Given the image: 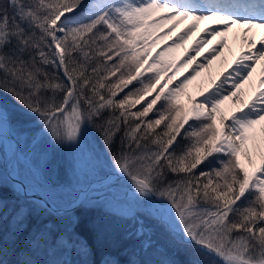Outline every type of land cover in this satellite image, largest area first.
Instances as JSON below:
<instances>
[{
	"label": "snow or ice",
	"instance_id": "obj_1",
	"mask_svg": "<svg viewBox=\"0 0 264 264\" xmlns=\"http://www.w3.org/2000/svg\"><path fill=\"white\" fill-rule=\"evenodd\" d=\"M189 40L179 63L166 59ZM217 59L221 70L191 95ZM262 62L264 0H0V134L38 189L24 202L10 192L16 254L93 264L57 259L92 254L77 231L89 198L40 195L76 186L103 192L129 224L124 264H264V71L252 79ZM227 100L238 107L222 110ZM42 145L67 152L63 178ZM4 200L0 187V264H37L5 261Z\"/></svg>",
	"mask_w": 264,
	"mask_h": 264
},
{
	"label": "rangeland",
	"instance_id": "obj_2",
	"mask_svg": "<svg viewBox=\"0 0 264 264\" xmlns=\"http://www.w3.org/2000/svg\"><path fill=\"white\" fill-rule=\"evenodd\" d=\"M180 50L183 51L184 48H181ZM169 58L170 57H167L166 59L169 60ZM181 58H182V54H179L176 56L174 55L172 58H170V60L178 63L181 60ZM169 75H171V72L169 73ZM175 75H176V73H175ZM163 79H164V77H162V80ZM181 102L187 104V100H183V98L181 99ZM223 105H221V106H223ZM4 133H7V131H4ZM45 149H48L49 151L52 152L53 159L51 161V164L56 165L59 168L60 173H61V178H63L64 170L69 164V157H68L67 152L64 150L48 148L47 145H42L40 148V151H43ZM11 150L12 149H11L10 142L0 138V187L4 186L6 184H9V185L12 184L13 185V183L8 179V175L6 174V170H5L6 162H7V159L10 157ZM24 151L27 152V151H29V149L25 148ZM241 161H242V163L245 164V166H247L246 159L243 156H241ZM15 170H16L17 175H19L21 177V179L25 182L26 186L28 187V191H31V192L38 191V189H35L34 186L31 184L30 174H29L28 168H27L25 162L23 161V159L20 157L19 153H18V157H17V163L15 165ZM13 187L15 188L14 185H13ZM13 187L9 186L11 191L17 190L16 188L14 190ZM86 189L87 188L81 189L79 187L74 186L71 189H67V190H64V191L59 192V193H52V194L40 193V195L44 196L45 198H47L50 202H52L55 205L58 203L67 202L71 199L76 198L77 196H79V198H81ZM21 202H22V199H21ZM14 203H15V201L11 197L10 198L7 197L4 200L5 209H6L4 216H5V223L6 224H7V219H8V211L9 212L11 211ZM89 204L91 207L95 208L96 211L101 212L102 218L105 221L102 223H105V225H107V227L109 229V234L113 238H117V240H118L116 246L117 247L123 246L122 249L124 247H127L128 245L123 240V235L125 232L130 230L129 224L109 213V211H111V209H109L105 206L104 198L102 200L89 201ZM33 223H36L35 219L33 220ZM60 225L62 226V223H60ZM105 225H102L104 227V230H105ZM100 229L102 230L101 226H100ZM122 249H120L119 255L108 253V254L104 255L103 259H105L107 257V258H111V259L119 261L120 264H124V261H126L127 259H123L121 257H124V258H127V257L122 254ZM31 255H33V256L39 255L40 257L44 258L46 261H48L50 259L49 256L44 257L43 256L44 254H42V253H33ZM31 255H29V256L32 257ZM91 258H92L91 256L80 257V256H77V255H74L71 253H68L62 257H57V259H69L72 261H77L80 259H88L89 260ZM175 258L178 259V256H176Z\"/></svg>",
	"mask_w": 264,
	"mask_h": 264
},
{
	"label": "trees",
	"instance_id": "obj_3",
	"mask_svg": "<svg viewBox=\"0 0 264 264\" xmlns=\"http://www.w3.org/2000/svg\"><path fill=\"white\" fill-rule=\"evenodd\" d=\"M4 189V196L5 198L11 197V189L7 186H1ZM77 215L79 216V227L77 231L80 233L81 236H83L89 244L92 246V254L90 255L92 258L89 259L93 262V264H101V260L103 259L105 254H118L120 249H122V246L117 247V238H113L109 234V229L107 225L104 227L101 225L103 224V220L100 217L99 213L92 212V209H81ZM59 224L58 221H56ZM33 223V221H32ZM100 226L102 227V230L100 229ZM99 231V232H98ZM100 233V234H99ZM102 236V239L99 238ZM116 244H115V243ZM17 244L23 248V237L20 238V240L17 241ZM4 247H5V261H16V260H22V259H31L33 261H36L37 264H46V260L39 255L32 257L25 256L23 253H20L19 255L16 254V249L13 247L11 240L9 238L8 234V224L5 223V232H4ZM44 257H48L47 255H43ZM123 259H127L124 257H121ZM183 259V257H180V260Z\"/></svg>",
	"mask_w": 264,
	"mask_h": 264
},
{
	"label": "bare ground",
	"instance_id": "obj_4",
	"mask_svg": "<svg viewBox=\"0 0 264 264\" xmlns=\"http://www.w3.org/2000/svg\"><path fill=\"white\" fill-rule=\"evenodd\" d=\"M205 26H206V25H201V30H202ZM181 27H184V25H182ZM174 35H175V33H173V36H174ZM194 39H195V36H193L192 40H194ZM170 40H171V38H169V40L162 41L160 44H158L157 48L163 47L164 44L169 43ZM192 40H189L188 44H186V45L184 46V50H183V51H181L180 49H178L176 52H174V53H170V54H169V57L172 58L174 55L176 56V55L182 54V58H183V57H184V53H185V51H186V50L189 48V46L192 44ZM229 43H230V47H233V55H234V54H235V51H236V49H237V47H238V45H234V44H232L231 39H230ZM208 47H210V45L205 47V49H204V51L201 53L200 57H197V62H198L201 58H203L204 56L207 55ZM246 50H247V49H245V51H246ZM153 51H156V49H154ZM189 55H193V53H189ZM225 56H227L229 60L232 59V56H229L228 53H227V51H225ZM170 58H169V60H170ZM182 58H181V59H182ZM179 62H180V61H179ZM179 62H178V63H179ZM263 63H264V62H262V63H260V64H257L256 69H255V71L253 72V77H252L253 81L258 80V79L260 78L261 72L264 71ZM193 66H194V65H189L188 67H181L180 71L176 72V75L173 77V81L176 82V81H178L179 79H182L184 75H186V74L189 73L191 67H193ZM221 67H222V66L220 65L219 59L214 60V61H213V64L210 66V68L207 69V70H205V71H203V72H201V75L198 76V77L196 78V80L193 81V83L189 85V88H188L187 91H188L191 95H193V96H197V95L199 94V92H198V87H197V86H198V85H201V84H203L204 86H206L208 76L211 75L212 77H215L216 74L221 70ZM241 91H244L245 93L250 94V89H249L248 84H244V85H242ZM183 100H187L186 97L183 98ZM235 107H238V104H234V103H233V100H227V101L224 102V105L221 106L222 110H225V111H227V110H229V109H232V108H235ZM257 136L259 137V132H258V131H257ZM248 147H249L250 150L252 149V142H251V141L248 142ZM262 147H264V145H262ZM253 156H254V159H258V157L255 155V153H253ZM11 162H12V161L9 162V165L11 164ZM246 163H247V161H246Z\"/></svg>",
	"mask_w": 264,
	"mask_h": 264
},
{
	"label": "water",
	"instance_id": "obj_5",
	"mask_svg": "<svg viewBox=\"0 0 264 264\" xmlns=\"http://www.w3.org/2000/svg\"><path fill=\"white\" fill-rule=\"evenodd\" d=\"M3 136H5V137H7V138H9L10 139V136H9V134L8 135H3ZM16 149H14V153H13V157H16ZM6 171H7V173H8V175L11 177V179L15 182V183H18L19 184V186H20V188H21V184H23L21 181H19V180H17L15 177H13L12 175H11V172H10V169H6ZM24 185V184H23ZM21 194H23V195H25V196H28V197H30L31 195H32V193H28V191L27 192H25L22 188L20 189V191H19ZM93 191H89L88 189L86 190V194L83 196V198L81 199V200H83V199H85V197H87V198H89L90 196H91V193H92ZM51 203V202H50ZM52 204V203H51ZM53 205V204H52Z\"/></svg>",
	"mask_w": 264,
	"mask_h": 264
}]
</instances>
